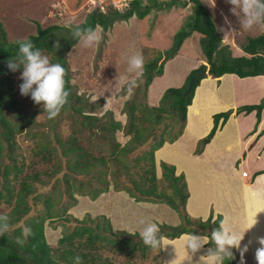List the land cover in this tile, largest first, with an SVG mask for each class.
I'll use <instances>...</instances> for the list:
<instances>
[{"label":"rangeland","instance_id":"374dc122","mask_svg":"<svg viewBox=\"0 0 264 264\" xmlns=\"http://www.w3.org/2000/svg\"><path fill=\"white\" fill-rule=\"evenodd\" d=\"M158 1L167 3L169 0ZM201 1L221 36L225 54L228 57L243 56L240 49L241 45L245 44L249 38L264 34V25H257L251 29L244 28L245 18L243 14L237 16L231 13L230 8L232 5L227 0ZM97 7L95 0H0V24L10 42L25 41L29 36L36 35L38 26L42 29L57 26L68 29L70 34L75 35L76 29L79 25L85 23L88 15L98 11ZM141 7L151 8L150 13L143 20L133 16L126 21H115L105 34L101 32L100 27H97L96 31L102 35V39L98 44L86 46L87 36L80 35L66 55L72 92L80 97L79 101L74 99L72 103L83 106L86 115H93L92 112H96L97 116H102L110 111L113 114V120L119 122L122 126L115 133L113 139L106 134L100 136L95 133L94 129L89 127L81 128V117L72 114L74 113L72 111H70L72 113L64 112L60 114L53 119L51 125L47 116L48 113L43 105L36 104L30 96L20 94L19 85L22 83L23 70L18 73L7 68L5 71L4 78H13L14 80L16 109L20 111L22 117L31 121V125H27L24 131L16 137L17 149L15 151L17 160L19 163L24 164L25 168L21 177H32L35 173L39 174L38 178H28L27 180L33 190V194L27 198V203L32 209V215H44L45 198L50 197L53 213L56 216L53 220L45 222L44 232L46 242L53 250L58 249V242L65 235V232L70 233L75 228L74 219L81 221L85 218L96 219L101 217L94 216V207L92 206H89L90 210L87 212L88 208L85 206V202L88 200H82L80 202L81 208L74 209L77 203H73L72 196L77 199L76 195H79L78 192L82 183L77 177L79 175L76 174V170H69L73 164L71 159L75 158V153L68 155H62V153L69 146L74 147L77 143L83 147L86 153H89L90 157H93L86 172L93 179L90 182H86V178L83 180L84 189L90 195L92 191L100 192L104 190V184L109 183V190L116 193V201L119 200V192H125V195L129 196L127 191L140 198L137 186L144 183V186L147 187L153 184V181L149 178L151 175L149 173L150 163L147 157L144 156L146 158L140 163L136 162L137 158L145 155L152 145L162 140L174 139L175 135L178 134L180 128L178 124L180 123H178V117L173 118L166 114H161L160 120L158 119L156 123H153L152 119L148 120L154 113L152 112L149 115L145 109L141 108L139 113L141 124L139 127H142L143 137L152 136L154 138L143 146H141L143 144L141 142V145L136 149V153H130L126 158L123 155L118 156V161L116 159L115 161L111 155L113 141L119 143L120 148H122L131 139V136L125 135V130H123L127 124V115L124 113L128 110L127 103L137 102L143 104L146 99L148 107L157 108L162 97L160 90H163L171 79L182 80L181 75L185 79L191 70L189 68L192 66H198V69L204 65L205 75L208 73L209 65L206 64L202 54L201 35L194 33L184 41L177 53L179 57L168 61L170 64H168L169 67L166 73L167 79L165 77L156 78V81L152 84L153 91L150 90V87L147 92L144 91L143 73L145 69L144 67L141 70L133 69L130 64L132 57L142 54L145 60L144 66L153 59L160 57V64L164 57H161L160 54L170 48L174 35L192 15L193 6L189 3L186 8L173 7L157 11L152 0H142ZM101 11L100 13L107 14V10L105 12ZM225 17L231 21L230 26L226 23ZM41 55L49 59V56L45 53ZM188 69L189 71H187ZM175 86L172 85L170 88H175ZM200 93L194 106H198L203 99ZM70 109L69 107L68 110ZM168 110L166 109L165 112L167 113ZM87 112H91V114ZM50 131L53 132L52 135L57 136L58 142L54 136H49ZM73 141L74 143H72ZM47 143L54 149L52 158H55L63 169L68 170L66 183L61 181L56 184L51 176L52 165L42 162L35 155L36 146ZM100 158H103L106 164H101ZM52 162H54V159H52ZM5 163L11 164L9 160ZM114 184L119 189L124 190L116 191ZM186 186L189 194L188 185L186 184ZM85 197L89 196L85 195ZM122 199L120 198V200ZM158 206L157 224H166L170 227L184 225L178 222L179 215L171 207L166 204H159ZM0 208V216L10 212L9 207L5 205ZM104 217L106 218V216ZM25 225L26 223H23L22 227L25 228ZM142 225L147 227L148 224L143 223ZM188 228L193 229L192 226ZM139 233V231H135L131 234L139 235ZM139 239L140 237L134 239V242H140L142 247L138 244L131 254L116 252L109 246L103 249V255L112 264H161L162 251L160 247H162V243L159 248L151 249ZM60 263L66 264L64 262Z\"/></svg>","mask_w":264,"mask_h":264},{"label":"trees","instance_id":"16d2710c","mask_svg":"<svg viewBox=\"0 0 264 264\" xmlns=\"http://www.w3.org/2000/svg\"><path fill=\"white\" fill-rule=\"evenodd\" d=\"M152 3L154 7L156 6L157 11L173 7L186 8L190 3L193 6V13L174 35L170 48L163 54H160L161 57L164 56L162 59L163 61L159 64L161 58L158 57L145 64V71L143 73L144 91H148L155 78L163 76L166 62L172 60L177 55L184 41L194 33L202 37V54L206 64L209 65L207 75L213 78H221L228 74L235 75L241 79L264 76V34L249 38L245 44L241 45L240 49L243 52V56L228 57L225 54V47L223 46L221 36L217 32L210 14L201 0H169L167 3L152 0ZM141 6L142 0H133L129 3V9L126 11H117L111 8L107 9V14L97 13L95 11L91 13V15H88L84 24L79 25L75 35L70 34L68 29L59 28L57 26L46 29H42L38 26L36 35L29 36L25 41L10 42L6 32L0 24V207L5 205L10 209L9 213L0 216V229H3L5 224L7 225L5 234L0 235V264H61L60 262L75 264L73 257L77 255L82 258V264H112L107 257H104V248L110 246L116 252L131 254L134 252L135 246L138 244L141 246L140 242H134V239L140 237L138 234H130L124 231L114 233L110 221L104 216H101L96 219L85 218L81 221L72 219L75 223V228L70 233L65 232V235H63L58 242V249H51L46 242L44 225L46 221H51L56 216V214L53 213L52 201L49 196L45 198L46 208L44 210V215L34 216L31 214L32 209L27 203V198L33 194V190L27 180L28 178L36 179L39 174L35 173L32 177H21L25 170L24 164L19 163L15 156V151L17 149L16 137L24 131L27 125H31V121L22 117L20 111L16 109L13 78H4L5 71L8 68L7 63L10 58L21 65L20 68L16 70L18 73L23 70L25 61L23 54L19 51L20 43L31 40L34 50H39L41 54L45 53L48 55L50 63H60L65 67V86L69 92V96L67 98V103L62 107L59 115L64 112L72 111L74 113H70L81 117V128L89 127L94 129L96 134L100 136L106 134L113 139L115 133L119 131L122 126L119 122L113 120V114L110 111L102 116H97L96 112H92L94 113L93 115H86L83 106L72 103L74 99L79 101L80 97L72 92L70 70L68 69L66 55L77 42L80 35L87 36L86 30L89 27L95 30L97 27H100L101 32L105 34L115 21H126L133 16H137L139 20H143L150 13L151 8H144ZM203 70H205L204 65L200 66L198 69L192 70L186 77L181 88L166 89L157 108L148 107L146 99L144 100L145 104L137 102L127 103L128 110L124 112L127 115V124L126 128L123 130H125V135L131 136V139L126 146L122 148H120L119 143L114 141L112 143L113 152L111 155L113 160L116 159L118 161V156L123 155L126 158L130 153H136V149L141 145V142H143L141 145L143 146L152 141L154 137H143L142 127H139L141 124V116L139 114L141 108L145 109L146 113L149 115H151L152 112L154 113L148 120L150 121V119H152L153 123H156L158 119L160 120L161 114L179 118L178 123L180 124L178 125L180 128L174 139L162 140L152 145L151 149L146 152L145 155L138 157L136 160L137 163H140L147 157L150 163L149 173L151 175L149 178L153 181V184L145 187L144 183H140L137 186V192L140 198L126 190L129 196L134 198L136 202L166 204L177 212L179 215V223L184 225H180V227H170L166 224L159 225L160 235L168 240L178 239L182 235L190 236V234L208 236L210 238L212 233L221 227V216L213 219L211 215L206 221H193L185 210V204L189 194L184 176H175V168L162 163L160 165L162 174L160 179H157L154 161V152L156 150L161 148L165 143H173L182 134L185 126L187 109L192 105L195 90L207 75H203L196 79L189 95H187L186 92L191 79L195 74ZM100 104L102 105V103ZM69 107L71 108L70 110H68ZM263 108L264 99L258 105L239 108L237 114H250L251 112H256L257 127L261 121ZM166 109H169L167 113L165 112ZM87 113L91 114V112ZM231 114L232 112L228 111L213 116L214 126L210 133L199 141L197 153H200L214 138L219 129V121L222 120L221 127H223ZM108 117L110 118L108 119ZM52 121L53 119H50L51 125ZM52 134L53 132L50 131L49 136ZM52 136H54L57 141V136ZM72 143H74V141ZM53 151L54 149L48 143L41 146L37 145L35 155L40 158L42 162L52 165L51 176L56 184L61 181L66 183L68 170L66 171V168L63 169L59 162L55 158H52ZM70 153H75V158L71 159L73 164L70 166L69 170H76V174L79 175L77 177L82 183L80 186L81 192H78L79 195H86L94 200L101 194L106 193L109 190V183L107 185L104 184V190L100 192L92 191L91 195L84 189L85 184L83 180L86 178V182H90L93 179L92 176L86 173L93 157H90L89 153H86L83 147L79 146L77 143L74 147L69 146L62 155H68ZM52 159H54V162H52ZM8 160L11 164L5 163ZM99 161L101 164H106L103 158H100ZM262 174H264V172ZM114 189L116 191L124 190L119 189L115 184ZM72 199L73 203L76 204L77 199L73 196ZM12 200L14 201L12 202ZM5 217L7 219H3ZM23 223H26L25 227L31 228L30 234H24V227H22ZM189 226H192L193 229H189ZM18 240H22L23 242L18 243ZM139 240L142 239L140 238ZM206 247L212 252L216 250V245L211 239L208 240ZM232 251L233 256L230 259H226L225 264H241L236 248ZM161 264H163L162 257Z\"/></svg>","mask_w":264,"mask_h":264},{"label":"crops","instance_id":"0c3cea01","mask_svg":"<svg viewBox=\"0 0 264 264\" xmlns=\"http://www.w3.org/2000/svg\"><path fill=\"white\" fill-rule=\"evenodd\" d=\"M178 57L176 55L173 60ZM168 64L161 76L166 79ZM197 67H190V72ZM181 77L182 80L171 79L160 93L163 95L172 85L181 88L186 80ZM199 92L203 99L194 106ZM263 99L264 76L241 79L228 74L221 78L207 75L195 90L182 134L173 143H165L154 152L157 179L162 174V163L173 166L175 176H184L189 189L185 210L191 219L206 221L212 215L213 219L221 216L222 220L230 222L242 239L240 247L236 248L241 264H264V256H257V252L264 249V108L257 127L256 112L237 114V110L258 105ZM228 111L232 114L225 125L221 127L220 120L214 138L197 153L199 141L214 126L213 116ZM110 191L95 200L76 195L74 209L81 208L82 200H88L85 202L87 212L89 206L94 207V216H106L115 233L140 232L145 227L141 221L146 224L157 222L159 204L136 202L125 192H119L116 201V193ZM189 237L182 235L175 240H162L163 264H207L210 249L205 246L208 241H202V247L193 252L187 245Z\"/></svg>","mask_w":264,"mask_h":264},{"label":"clouds","instance_id":"9594fccd","mask_svg":"<svg viewBox=\"0 0 264 264\" xmlns=\"http://www.w3.org/2000/svg\"><path fill=\"white\" fill-rule=\"evenodd\" d=\"M227 2L232 5L230 8L231 13L237 16L243 14L245 18L244 28L251 29L257 25H264V0H227ZM128 9L129 7L126 10ZM97 13H100V11H97ZM225 21L229 26L231 25V21L227 17H225ZM86 31V46H95L101 41L102 35L98 34L95 29L89 27ZM19 51L23 54L25 61L21 76L22 83L19 85L20 94L30 96L36 104H42L48 113L49 119L56 118L62 107L67 103L69 96L65 86V67L60 63H50L47 57H42L39 50H34L31 40L20 43ZM144 63L145 60L142 54L133 56L130 61L131 67L135 70H141ZM20 66L12 58L7 63V67L13 72ZM226 223L229 224L228 227L224 226ZM141 224H143V221H141ZM6 229L7 225L5 224L4 228L0 229V235L5 234ZM23 231L26 235L30 234L31 228L25 227ZM139 235L143 243L151 249L159 248L164 239L160 235L159 225L154 222L149 223L147 227H142ZM209 239L214 241L216 250L214 252L210 251L209 255L207 254V264H225V260L233 256L232 250L240 247L242 240L238 233L233 230L230 222L225 219L221 221V227L215 230L210 238L190 234L187 242L188 248L195 252L202 247V241H208ZM17 242L22 243L23 241L18 240ZM246 248L245 245L244 250ZM257 256H264V249L259 250ZM73 261L75 264H82V258L79 255L73 257Z\"/></svg>","mask_w":264,"mask_h":264},{"label":"built area","instance_id":"2783aa9c","mask_svg":"<svg viewBox=\"0 0 264 264\" xmlns=\"http://www.w3.org/2000/svg\"><path fill=\"white\" fill-rule=\"evenodd\" d=\"M131 1L132 0H95L96 4L98 5L97 10L101 11L103 9L102 11H104V12L109 8H113V9H116L118 11L126 10L129 7V3Z\"/></svg>","mask_w":264,"mask_h":264},{"label":"water","instance_id":"95a60500","mask_svg":"<svg viewBox=\"0 0 264 264\" xmlns=\"http://www.w3.org/2000/svg\"><path fill=\"white\" fill-rule=\"evenodd\" d=\"M203 75H205V70H203V71H201V72L195 74V76L191 79V81H190V83H189V86H188V89H187V92H186L187 95L190 94V92H191V90H192V88H193V85H194L196 79H197L198 77L203 76Z\"/></svg>","mask_w":264,"mask_h":264}]
</instances>
